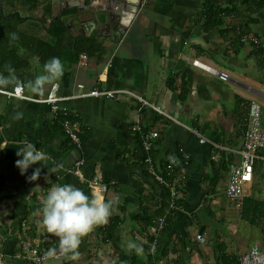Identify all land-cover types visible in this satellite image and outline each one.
<instances>
[{
	"label": "crops",
	"instance_id": "obj_1",
	"mask_svg": "<svg viewBox=\"0 0 264 264\" xmlns=\"http://www.w3.org/2000/svg\"><path fill=\"white\" fill-rule=\"evenodd\" d=\"M232 1L219 0V6L230 10ZM254 1L263 9L252 16L249 38L236 46L225 26L230 22L207 32L201 20L207 0H146L151 4L144 6L137 18L136 39L118 46L113 43L118 36L113 38L112 32L102 40V45L111 50L94 56L88 67H70L58 89L37 96L23 87H0L5 91L22 88L34 99H46L53 91L59 98H71L62 101L59 108L79 117L83 141V148L77 149L64 129L54 127L57 115L49 105L0 94L1 152L5 159L0 170L7 179L0 210V264H30L23 255V245L41 248L57 242L40 225L42 217L37 215L42 198L55 180L60 185L73 184L88 195L95 192L105 200L118 198L114 206L117 226L111 240L106 239L102 225L94 228L82 239L77 260L50 259L45 264L154 263V256L162 250L160 235V247L153 253V237L145 232V225L156 226L166 215L161 207L167 185L159 184L147 165L129 159L141 146L132 129L137 119L145 130L161 134L150 155L160 173L165 166H179L187 157L190 159L178 191L183 208L174 213V228L163 246L171 255L157 262L215 264L220 257L219 242L241 257L254 246L264 251L261 230L244 221L226 196L228 170L242 160L240 150L245 144L253 101L262 106L264 128V73L258 65L259 56L254 54L255 43L249 40L257 38V43L264 46V0ZM54 2L58 11L61 4ZM240 18L235 19L237 26ZM196 60L230 74L232 81L224 83L195 68ZM40 74L36 67L14 76L26 84ZM94 89L132 92L160 108L164 115L154 109L140 112L139 104L129 98H74ZM18 114L22 117L16 118ZM203 139L206 142L202 143ZM26 143L35 145L49 159L21 175L16 167L21 158L15 152ZM260 156L264 157V149ZM81 160L85 164L78 174L76 164ZM36 168L41 169L40 178L29 182ZM95 178L98 184H93ZM252 196L264 202V160L256 162ZM226 223L237 232H227ZM255 232L258 240L253 243L249 238Z\"/></svg>",
	"mask_w": 264,
	"mask_h": 264
},
{
	"label": "trees",
	"instance_id": "obj_2",
	"mask_svg": "<svg viewBox=\"0 0 264 264\" xmlns=\"http://www.w3.org/2000/svg\"><path fill=\"white\" fill-rule=\"evenodd\" d=\"M53 3L54 0H7V4L10 7H17L18 5H20L25 10V13L23 15L25 16L27 13H30L33 15L34 19H36L35 17L37 15H40V13L42 15L44 14L47 16H52L54 10ZM206 3L208 5L201 16V20L205 22L207 32L212 31L217 27L223 26L224 23H226V17L231 16L230 13L233 14L231 17H234L235 19L241 17V23L238 26L235 22L232 24H228L229 26L225 25L227 32H229V36L233 34L232 45L234 46H236L238 43H241L243 39L249 38V36L247 35H251L250 24L253 21L252 16L261 8L263 9V6L254 0H233L230 6V10H224L222 6H219V0H207ZM24 16H22V14H18L17 17H15L13 20L17 21L13 23L12 26H10V23H12L13 21L6 24H1L0 22V74L5 77L9 76V73L6 71L7 66L13 68L15 70L13 75H16L21 71L32 70L36 68L35 63L38 62L37 68L40 69L41 72H43L44 64L51 58L58 57L64 66V74L61 79L64 80L66 78L68 69L79 64V59L82 54H88L90 57L93 58L94 56L100 55L102 53L101 48V52L99 51L98 44L96 43V41H91L90 43H87L81 40L80 38L74 37L67 25L62 20L56 21L54 23V28L51 32L52 40H47L40 37L43 31V27L41 26V24H39V22H33L32 24L26 25V23H24L26 21ZM13 35H15V39L13 38ZM253 46L255 48V56H259V68L264 73V46L260 42L254 44ZM56 115L57 121L54 127L64 129V133L66 135L64 122L68 117L72 118V116L69 113H63L60 110ZM1 126L2 122L0 120V127ZM3 142V135L0 131V167L5 161L1 152ZM138 144L140 145L139 142ZM138 154L146 157V154L142 151L141 146L138 151ZM15 156L17 158H21L17 156V152H15ZM183 164L184 163L182 162L179 166H165L164 171V175L166 177L165 179L167 180V182L174 183L178 191L181 187V184L186 178V173L188 171V169L186 168L188 167L189 162L187 164ZM184 168L185 172L183 171ZM6 180L7 179L5 175H3L0 170V210L2 208L3 198L6 191ZM55 184H57L56 180L53 182L52 186ZM161 185L164 186V184ZM165 189L166 198L161 207V212L162 214L166 213V223L161 231L162 233L160 232L158 234V237L160 235L159 242L161 241L162 250H159V255L154 256L153 264H156L159 258L163 259L168 256L169 251L168 249H163V246L168 236L173 231L175 224L173 221V218L175 217L174 213L183 208L180 203L179 192L178 198L175 201V207H172L170 193L167 188ZM252 197L253 196L251 192L250 196L244 201V205L240 210L239 216H241V218L246 221L249 225L259 228L262 234L264 235V202L258 201L254 197ZM141 219L142 218H139L138 221H141L140 223L144 222ZM116 226L117 216L116 211L114 209L108 222L101 226L102 231L105 234L107 240H111L113 238V233L115 231ZM145 227V232L151 235L153 237L152 239H154L156 235L148 231L149 227L154 226H150L149 223H146ZM159 242L156 250H153L150 247L153 253L158 251L160 247ZM56 244L57 242L55 244H44L41 246L40 249L43 251L48 248H53L56 246ZM218 246L220 257L217 258L215 264H240L241 255L238 251L232 253L228 252L229 247L224 242H219ZM174 252H177V250L174 249ZM169 255H171V253H169Z\"/></svg>",
	"mask_w": 264,
	"mask_h": 264
},
{
	"label": "built area",
	"instance_id": "obj_3",
	"mask_svg": "<svg viewBox=\"0 0 264 264\" xmlns=\"http://www.w3.org/2000/svg\"><path fill=\"white\" fill-rule=\"evenodd\" d=\"M230 15H233L230 13ZM250 41L257 44V38H251ZM245 41V39H244ZM92 61V57L88 54H82L79 59V66L88 67ZM193 66L195 68H199L200 70L211 74L218 80L228 83L232 81L230 74L226 72H222L219 69L212 67L200 60H196L193 62ZM59 86L56 89H58ZM251 92L252 89L249 88ZM0 94L5 95L9 98H19L25 101L36 102L40 104H47L51 107L52 111L57 114L60 110L59 104L64 100H69L71 98L62 99L57 96L56 91H53L49 97L46 99H34L25 95L22 88H17L13 91H5L0 90ZM74 98H97V99H106V100H122L125 98H129L131 101H135L139 104V111H143L145 109H154L159 115H164L163 111L147 101L146 99L139 97L138 95L129 92V91H108V90H99L94 89L91 91L82 92ZM262 106L259 101H253L250 106L249 111V122L246 133V141L242 149L240 150L241 162L240 164H234L230 166L228 172V186L226 195L230 203H232L236 210L240 213L241 208L244 205V201L250 196L253 190L254 184V173H255V164L258 160H264V157L260 156V151L264 149V130L262 127ZM71 117H68L64 122V128L66 131V137L69 139L71 144L77 148H83V141L80 135V131L78 130V120L74 114H71ZM174 120V119H172ZM175 121V120H174ZM133 132L138 134L136 137L137 145L138 142L142 147V151L146 154V157L139 155L138 150L131 153L129 155V159L135 163L140 165H147L149 167L150 173L153 178L160 184H166L167 189L170 193V198L172 202V207H175V201L178 198V190L176 185L171 182H167L165 179L164 173H160L158 171V167L155 162L150 157L152 151L155 149L158 141L161 139V134L157 132H153L150 130H145L143 122L140 120H136L133 125ZM206 142L204 139L202 143ZM189 158L185 160L187 164L189 162ZM85 161L81 160L76 164V171L78 174L82 173L81 169L84 166ZM185 172V168L183 169ZM99 179L95 178L93 184H98ZM102 189L105 191L107 187L105 185L102 186ZM166 223V216L159 219L158 223L154 227H149L148 231L156 235L154 239L150 242V247L153 250L157 249L158 245V234L162 231L164 225ZM57 244L56 248L58 249L59 240L55 237ZM201 241H204L203 237H199ZM51 248L46 250H41L39 246H33L30 244H25L22 246L23 255L26 260L29 261L30 264H45L50 259H45V253ZM61 257L55 260H63ZM156 264H166L164 262H157ZM240 264H264V251L255 246L252 247L246 254H244L240 259Z\"/></svg>",
	"mask_w": 264,
	"mask_h": 264
},
{
	"label": "clouds",
	"instance_id": "obj_4",
	"mask_svg": "<svg viewBox=\"0 0 264 264\" xmlns=\"http://www.w3.org/2000/svg\"><path fill=\"white\" fill-rule=\"evenodd\" d=\"M13 38H16L15 35ZM6 71L9 76L0 74V87L8 85L23 87L30 93L40 96L59 86L64 66L58 57H53L44 64L42 74L26 84L17 80L13 75L15 70L10 66L6 67ZM21 117L22 114H18L16 118ZM17 156L21 157L16 161V167L20 169L21 175L49 159L45 152L38 150L32 143H26L21 147L17 151ZM40 175L41 169L36 168L29 177V182L37 181ZM117 203L118 198L105 200L102 195L95 192L88 195L73 184L53 185L42 198L41 207L37 210V215L42 217L40 225L59 240L58 249L56 247L49 249L45 253V259L63 257L70 261L77 260L82 239L94 228L108 222Z\"/></svg>",
	"mask_w": 264,
	"mask_h": 264
},
{
	"label": "water",
	"instance_id": "obj_5",
	"mask_svg": "<svg viewBox=\"0 0 264 264\" xmlns=\"http://www.w3.org/2000/svg\"><path fill=\"white\" fill-rule=\"evenodd\" d=\"M72 1L82 4V0H70ZM150 4L146 0H84L82 7L69 6L67 9L77 10L73 16L84 26L86 32L113 26V38L117 35L115 42L120 44L136 39L137 18L142 14L143 7ZM56 5L53 3V8ZM64 23H67V19H64Z\"/></svg>",
	"mask_w": 264,
	"mask_h": 264
},
{
	"label": "flooded vegetation",
	"instance_id": "obj_6",
	"mask_svg": "<svg viewBox=\"0 0 264 264\" xmlns=\"http://www.w3.org/2000/svg\"><path fill=\"white\" fill-rule=\"evenodd\" d=\"M61 5L59 6L58 11H56V7L53 10L52 16L47 15H37L34 19L33 15L30 13H27L25 16L23 15L25 13V10L22 8V6L18 5L17 7H10L7 4V0H0V22L1 24H6L9 22H12L15 17H17L18 14H22L25 18L26 25L32 24L33 22H39L41 26L43 27V31L40 35L41 38L52 40L51 32L54 28V23L56 21L62 20L64 22V19H67V27L69 28L70 32L74 35L76 38H80L81 40L90 43L91 41H96L98 44V48L100 51V48L102 50V53L98 56H101L103 54H106L111 50V48L107 45H104L106 49L103 48L102 40L105 37H109L108 35H112L113 32V26L108 27L107 29H95L90 31H85V28L82 24H79L77 22V19L73 16L77 13V10L71 9L68 10L67 7L69 6H76L78 8L82 7V4H84V0H82V4L79 1H72V2H61L60 0H57ZM55 3V2H54ZM57 4V3H56ZM57 13V14H56ZM232 16V15H231ZM69 17V18H68ZM17 20L10 23V26H12L13 23H15ZM24 25V24H23ZM92 28V27H91ZM113 43L118 46H123L124 44H128V41H124L120 44H117L114 40ZM93 47V46H92ZM101 52V51H100ZM38 62L35 63V67H37ZM221 71V70H220ZM223 72V71H222ZM20 73V72H19ZM18 74V73H17Z\"/></svg>",
	"mask_w": 264,
	"mask_h": 264
},
{
	"label": "rangeland",
	"instance_id": "obj_7",
	"mask_svg": "<svg viewBox=\"0 0 264 264\" xmlns=\"http://www.w3.org/2000/svg\"><path fill=\"white\" fill-rule=\"evenodd\" d=\"M226 22H230L229 24H232L235 22V18L234 17H231V16H228L226 17L225 19ZM231 226V227H230ZM226 231L227 232H230V233H235L237 232V229L232 227V225H229V223H226ZM260 233V231H259ZM250 241H252L253 243H256L257 240H258V233L255 232L253 235L250 236ZM255 247V246H254Z\"/></svg>",
	"mask_w": 264,
	"mask_h": 264
}]
</instances>
